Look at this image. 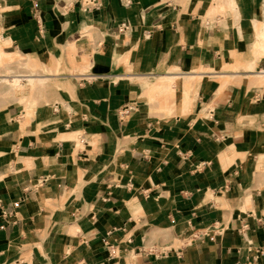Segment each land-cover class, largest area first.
I'll return each mask as SVG.
<instances>
[{"label":"crops","instance_id":"crops-1","mask_svg":"<svg viewBox=\"0 0 264 264\" xmlns=\"http://www.w3.org/2000/svg\"><path fill=\"white\" fill-rule=\"evenodd\" d=\"M88 1L0 0L8 45L39 62L80 27L101 38L63 104L0 110V264H264V98L247 80L264 0ZM237 62L254 68L223 71ZM176 74L199 104L153 115L136 80Z\"/></svg>","mask_w":264,"mask_h":264},{"label":"rangeland","instance_id":"rangeland-1","mask_svg":"<svg viewBox=\"0 0 264 264\" xmlns=\"http://www.w3.org/2000/svg\"><path fill=\"white\" fill-rule=\"evenodd\" d=\"M84 3L87 6H90L88 0H84ZM93 30L94 29L92 27H80L77 32L63 34V38H60L58 41L48 45V54L41 56V63L35 55H23L21 52L8 45L9 40L6 39L0 31V35L3 36V39L0 40V51L2 53V58L0 60L3 62V66L0 65V75H4L5 73L3 71L6 69H10L14 74L20 72H24L22 74H26L25 72L31 70L32 68H27L25 64L32 65L36 63H38V67L35 69L39 71L37 75H59L54 76L55 78L51 80H48L44 86H42L39 90L34 91L33 94L29 95L25 99H22L18 94L0 96V110L8 107H15L17 112L19 111L20 116L25 115L26 119L29 120L39 109L53 108L55 104H63V94L67 96L71 95L74 88L69 78L73 77L72 75L77 73L86 74L91 72V61L94 58L101 42V38ZM71 41L76 44V49L75 47L69 46ZM39 65H42L43 67H40ZM226 70L235 71L241 70V68L236 69V67L233 68V66L230 68H224L223 66V71ZM251 79L252 78L250 77L247 78V80ZM225 80L229 82H226V85L239 86L241 84V79H235L236 81H234L233 78H228ZM155 81L156 79L154 77L136 80V82H138V84L143 88L139 101L154 110L152 113L153 115L159 117L171 116V105L179 101L183 104V99L186 96L188 97L186 98L191 101L189 107L190 110L199 104L197 88H195L196 90L193 88L183 90L186 96H184L181 92L178 94L172 93L171 96L170 94L166 95L162 92H155L149 89V86L153 85ZM77 82L81 83V80H77ZM248 88L256 89V96L253 97V101L258 98H264V86L258 82L252 83V81H249ZM228 164H230V162ZM259 169L264 170L263 168Z\"/></svg>","mask_w":264,"mask_h":264},{"label":"bare ground","instance_id":"bare-ground-1","mask_svg":"<svg viewBox=\"0 0 264 264\" xmlns=\"http://www.w3.org/2000/svg\"><path fill=\"white\" fill-rule=\"evenodd\" d=\"M235 8H236V6L233 5V9H235ZM1 39H3L2 35H0V40ZM71 46L75 47L76 44L72 42ZM1 58H2V53L0 51V59ZM28 61H30V60H28ZM0 65L3 66V62H1V60H0ZM25 65L27 68H32L31 70H28L27 72H25L26 74H22L24 72L14 74L11 72L10 69H6L3 71L5 74L0 75V96L18 94L21 96L22 99H25L29 95L33 94L34 91L39 90L42 86H44L48 80L55 78L54 76H59V75H37V73L39 71L35 68L38 67V63L32 64V65H30V64H25ZM39 66L43 67L42 65H39ZM234 67H236V69L241 68V69H246L249 71L253 70V68H254V66H252V65H250V66L249 65L248 66L239 65L238 62L233 66V68ZM228 68H230L229 65H228ZM248 75L252 76L251 80L254 81V83L258 82L259 84L264 86V71L252 72ZM179 78H183V81L181 82L183 90H187V89L189 90L191 88H194V79L196 77H189L187 75H182V74L181 75L180 74L163 75V76L157 78L156 81L153 83V85H151V86L147 85V86H149V89H151L152 91H155V92L159 91V92H162L166 95H169V94L171 95L172 93L175 92V90H177L176 89V87H177L176 80ZM236 78H238V77H236ZM229 81H231V80H229ZM227 83H229V82H227ZM224 87H225V85H224ZM184 94H185V92H184ZM187 98H184V102H183L184 103L183 107H185V108H187V106L189 104V100ZM25 121H27V120H25ZM26 125H28V124H26Z\"/></svg>","mask_w":264,"mask_h":264}]
</instances>
